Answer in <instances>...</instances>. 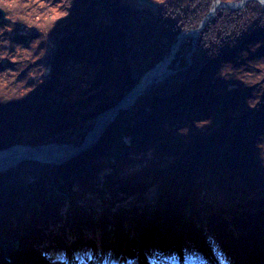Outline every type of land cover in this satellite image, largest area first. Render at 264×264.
<instances>
[{
    "label": "trees",
    "instance_id": "16d2710c",
    "mask_svg": "<svg viewBox=\"0 0 264 264\" xmlns=\"http://www.w3.org/2000/svg\"><path fill=\"white\" fill-rule=\"evenodd\" d=\"M150 1L0 0V149L81 144L183 33L92 145L0 172V264H264V7L193 44L215 0Z\"/></svg>",
    "mask_w": 264,
    "mask_h": 264
},
{
    "label": "water",
    "instance_id": "95a60500",
    "mask_svg": "<svg viewBox=\"0 0 264 264\" xmlns=\"http://www.w3.org/2000/svg\"><path fill=\"white\" fill-rule=\"evenodd\" d=\"M137 1H138L139 4H144V5H148V6H151V7H153L155 5V3L152 2V1H150V0H137ZM247 1H251V0H239V1L215 0V6H213V8H211V9H209V11L207 12V14L199 22L197 28H194V29H191V30L188 31V34H190L192 36V42H193V44L196 41V36H197L198 32L203 28V26H204V24H205V22H206V20H207V18L209 16V14H214L216 8L223 7V8H227V9H239V8L243 7ZM255 1H257L260 5H263L264 4V0H255ZM3 14H4V12L2 10H0V15H3ZM172 57H173V55L169 54L168 59L169 58H172ZM159 62H157V63H159ZM150 69H148V70H150ZM170 71H171V69L168 68L161 76H159L156 79L150 81V83H148L144 87H139V81H140L141 77L146 72L143 73L140 76L138 82L132 88H130L121 97L120 100H118L113 106H110V107L106 108L105 110H103L102 112H100L99 114L96 115L95 122H94L92 128L87 131V133L84 136L83 141L79 145H74V144H69V143L50 142V143L39 144V145H35V146H33L31 144H14V145L8 146L6 148H2V149L3 150H6V149H10V148H12L14 146H21V147H25L26 150H35V149H39L42 146L50 145L51 144V145H55V146H58V147L66 148V151H65L64 156L63 157H60L58 159H53V158L46 159V158H37V157H31V158L32 159L39 160V161H46V162H60V161L66 160L69 157H71L72 155L76 154L77 152L86 149L87 147H89L90 145H92L99 138V136L102 133L104 127L97 134H95L91 139H87V135L93 129V127H94V125H95V123L97 121V118L101 114L109 113V120H108V122H110L114 118V116H115V114H116V112H117V110L119 108H126L129 104H131L134 101V99L138 95L144 93L152 84L157 83L158 81L162 80L163 77L166 76ZM126 97L130 98L129 99L130 101H127L126 103H123V100H125ZM104 126H106V124Z\"/></svg>",
    "mask_w": 264,
    "mask_h": 264
},
{
    "label": "bare ground",
    "instance_id": "6f19581e",
    "mask_svg": "<svg viewBox=\"0 0 264 264\" xmlns=\"http://www.w3.org/2000/svg\"><path fill=\"white\" fill-rule=\"evenodd\" d=\"M213 6H215V1L212 3L211 8H213ZM261 6L264 7V4ZM219 8H223V7H219ZM217 9L218 8H216V10ZM216 10H215V12H216ZM214 14H209L208 18H210ZM176 46L177 45L174 44L171 47V50H170L171 55H174V53L176 51ZM168 56H166L159 63H157L156 65L151 67V69L148 70L141 77V79L139 81V87H144L145 85L150 83V81L161 76L168 69L170 62H171V59H172V58L168 59ZM129 99L130 98L126 97L125 100H123V103L130 101ZM108 120H109V113L101 114L97 118V121H96L93 129L88 133L87 139H91L95 134H97L104 127V125L108 123ZM65 151H66V148L58 147V146L51 145V144L42 146L39 149H35V150H26L25 147H21V146H14V147H12L10 149H6V150L0 149V172L4 171L8 167H11V166L17 164L21 160L32 159L31 157L46 158V159H51V158L58 159V158L64 156Z\"/></svg>",
    "mask_w": 264,
    "mask_h": 264
},
{
    "label": "rangeland",
    "instance_id": "374dc122",
    "mask_svg": "<svg viewBox=\"0 0 264 264\" xmlns=\"http://www.w3.org/2000/svg\"><path fill=\"white\" fill-rule=\"evenodd\" d=\"M134 2H136L137 4H139L138 3V1L137 0H133ZM139 5H144V4H139ZM0 10H2L1 8H0ZM3 11V10H2ZM4 12V11H3ZM181 35H183V33H180L179 34V39H178V41L175 43L177 46H176V50L178 49V43L180 42V38H181ZM193 43V42H192ZM174 45V44H173ZM172 45V46H173ZM189 59V58H188ZM132 104V103H131ZM130 105V104H129ZM113 120V119H112ZM111 120V121H112ZM109 123V122H108ZM107 123V124H108ZM106 124V125H107ZM104 128H105V126H104ZM104 130V129H103ZM75 145V144H74ZM77 145V144H76ZM46 162V161H45ZM0 246H1V249H2V252H4V253H6V254H8V255H10V251L12 250V249H14V248H16L17 247V240L16 239H14V238H12V239H7V240H1L0 239Z\"/></svg>",
    "mask_w": 264,
    "mask_h": 264
}]
</instances>
